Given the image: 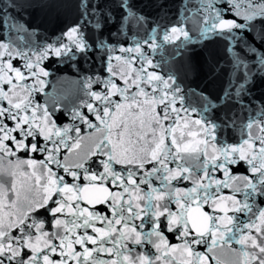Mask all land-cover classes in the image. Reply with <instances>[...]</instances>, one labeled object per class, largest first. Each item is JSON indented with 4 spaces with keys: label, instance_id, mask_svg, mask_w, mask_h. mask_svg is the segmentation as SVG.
Returning <instances> with one entry per match:
<instances>
[{
    "label": "snow or ice",
    "instance_id": "1",
    "mask_svg": "<svg viewBox=\"0 0 264 264\" xmlns=\"http://www.w3.org/2000/svg\"><path fill=\"white\" fill-rule=\"evenodd\" d=\"M258 82L264 0H0V264H264Z\"/></svg>",
    "mask_w": 264,
    "mask_h": 264
},
{
    "label": "water",
    "instance_id": "2",
    "mask_svg": "<svg viewBox=\"0 0 264 264\" xmlns=\"http://www.w3.org/2000/svg\"><path fill=\"white\" fill-rule=\"evenodd\" d=\"M149 5H154L158 0H144ZM146 12L155 16L159 9L155 7H148L145 9ZM35 25L39 26V31L48 37H52L53 33H59L66 23H70L71 19L69 16L61 14L59 17L52 15L48 16L45 11L40 9H33L30 12L29 17ZM53 70L60 74L61 72L66 73L68 71L66 66L53 65ZM264 94V83L258 82L256 85V91L254 95L259 96Z\"/></svg>",
    "mask_w": 264,
    "mask_h": 264
}]
</instances>
